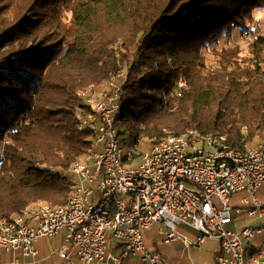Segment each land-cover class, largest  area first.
I'll return each mask as SVG.
<instances>
[{
    "label": "trees",
    "instance_id": "1",
    "mask_svg": "<svg viewBox=\"0 0 264 264\" xmlns=\"http://www.w3.org/2000/svg\"><path fill=\"white\" fill-rule=\"evenodd\" d=\"M263 8L264 0H0V219L67 202V171L92 148L91 131L78 126V111L89 109L80 93L113 78L120 141L130 130L153 145L188 128L218 131L235 151L263 141L264 34L247 54L217 48Z\"/></svg>",
    "mask_w": 264,
    "mask_h": 264
},
{
    "label": "built area",
    "instance_id": "2",
    "mask_svg": "<svg viewBox=\"0 0 264 264\" xmlns=\"http://www.w3.org/2000/svg\"><path fill=\"white\" fill-rule=\"evenodd\" d=\"M240 31L250 42L256 37L255 30ZM114 79L98 86L101 89L80 93L89 109L77 113L78 126L91 131L95 149L67 171L72 178L67 202L42 203L1 218L0 249L34 257L38 238L63 230L64 246L57 253L68 264L108 259L120 264L132 255L139 256V264H159V254L147 248L143 237L155 224L165 242L180 239L185 246L200 247L206 237L218 239L215 264L264 263V241L255 249L250 243L264 233V191L261 198L257 196L264 186V140L235 151L218 131L201 134L188 128L166 135L141 155L138 165L126 166L140 154L139 139L122 154L115 123L120 86ZM184 85L180 79L177 89ZM131 134L129 130L128 137ZM238 191L251 198L243 197L241 205L233 206L231 195ZM242 213L263 222L239 230L227 228ZM181 223L197 231L195 239L179 234ZM111 237L119 242V254L108 253ZM250 249L255 253L249 256Z\"/></svg>",
    "mask_w": 264,
    "mask_h": 264
},
{
    "label": "rangeland",
    "instance_id": "3",
    "mask_svg": "<svg viewBox=\"0 0 264 264\" xmlns=\"http://www.w3.org/2000/svg\"><path fill=\"white\" fill-rule=\"evenodd\" d=\"M254 13H255V19H254V24L252 25L251 30H255V32H256L255 35L264 34V8L261 10H257ZM253 27H255V28H253ZM240 30H241L240 27H234L232 32H231L232 33L231 36L228 39L227 38L224 39V36H223V39L220 40L219 45H217V48H220L224 45H226V46L238 45L240 47L242 53L247 54L248 53V43L250 40L245 38V37L242 38V36H240V33H241ZM211 49H212L211 47L209 49L206 47V51L204 53L206 59L208 60V63H210V64L214 63V60H216L215 55L212 53ZM120 80H121V78L117 77L114 79V83L116 85H119ZM102 87L103 86L90 88V89H101ZM78 112H81V111H78ZM200 133L201 134H207V133H202L201 131H200ZM135 141H136L135 138H131V137H127V136H126L124 142L120 141V147L122 149L123 155H126L127 152L130 151V149L134 147ZM151 147H152V141L148 138L141 137L139 139V146L137 148V150L140 154L133 156L130 161L125 162L124 164L126 166H129V167H133V166L138 165L141 161V155L148 152ZM94 149H95V147L93 146V143H92V148L88 152L84 153L74 163L79 162V161H83L85 154L92 152ZM74 163H72V165ZM71 175H73V174H71ZM73 177L75 178V180L77 179L76 175ZM263 191H264V186L258 190L257 196L259 198H261L263 196L262 195ZM243 197L251 198V196L245 191H238V192L233 193L231 195V199H230L231 204L233 206L241 205L240 200ZM39 204H42V203H39ZM39 204L31 205L28 207L29 208L35 207ZM28 207H26V208H28ZM262 222H263V219L259 218L257 216H255V217L244 216L243 218H239L235 222L230 223V225L228 224L227 228L239 230V229H242L244 227L259 225ZM152 227H153V229L149 231V232H151V234H149V236L147 238H145L144 242H145V245L147 246V248H149L150 250H153L152 248H154V247H151V244H152L151 240H152V236L154 235V240L159 241L157 244L158 249L156 251L159 254L162 252V249H161L162 245L164 243L165 244L172 243V241L171 242L163 241L162 236L160 234H158L155 230V227H157V226L154 224ZM177 230H178L180 235H182V236L184 235V236H186L192 240L195 239L197 234H198L195 229H193V228H191L188 225L183 224V223L178 225ZM108 236H111V235L108 233ZM215 239L216 238H214V237H206L205 241L203 243V249L202 250H205L206 248L209 249V248H212V247L217 246V245L219 247V244H218L219 240L218 239L215 240ZM112 241L116 242L117 240L111 237L110 239H108L107 244L111 245ZM218 247H217V249H218ZM215 252H214V255H215ZM162 260L163 259L159 260V264H163ZM181 261L184 262L185 264H205V259L202 257V252L199 251L198 247H196V246H192L191 248H189L187 250V252H184V254H182ZM169 262H174V259H170ZM165 264H168V263H165Z\"/></svg>",
    "mask_w": 264,
    "mask_h": 264
},
{
    "label": "crops",
    "instance_id": "4",
    "mask_svg": "<svg viewBox=\"0 0 264 264\" xmlns=\"http://www.w3.org/2000/svg\"><path fill=\"white\" fill-rule=\"evenodd\" d=\"M243 213L237 216V219L243 218ZM235 222V221H234ZM157 226V225H156ZM152 228L147 229L143 233L144 240L151 234L149 232L152 230ZM158 227H155V230L158 234ZM234 230V229H233ZM161 235V234H160ZM162 236V235H161ZM163 240V236H162ZM216 240V239H215ZM152 244L151 247L154 252L157 251L158 247L157 244L159 241L154 240V235L152 236L151 240ZM205 241V239H204ZM203 241V243H204ZM264 241V233L257 234V236L254 237V239L250 242L252 246L255 248L260 247L262 242ZM145 243V242H144ZM203 243L200 247H198V250L202 252V257L205 259V264H215L214 261V252L216 251L217 246H214L212 248H206L203 249ZM219 244V243H218ZM64 246V231H60L59 234L51 237H40L35 242V248L37 249V254L33 256H25L20 251H4L0 249V264H68L58 255V250ZM192 246H185L184 243L180 239H176L172 241V243L169 244H163L161 249L162 252L159 253L160 258L159 260H162V263H168V264H185L181 261L182 254L184 252H187L189 248ZM108 253L110 254H119L120 247L119 242H111V245L107 244ZM254 249L248 250V255H253L255 253ZM70 252H74V247L70 246ZM158 253V252H157ZM264 257V254H263ZM170 259H174V262H169ZM73 261L78 262V258L76 256H73ZM140 259L138 255H132L126 258H123L121 260L120 264H139ZM89 264H115L112 260L108 259L105 261H93ZM264 264V263H260Z\"/></svg>",
    "mask_w": 264,
    "mask_h": 264
}]
</instances>
